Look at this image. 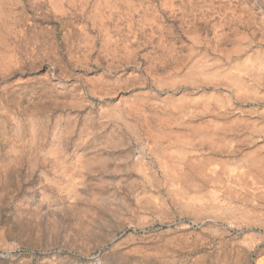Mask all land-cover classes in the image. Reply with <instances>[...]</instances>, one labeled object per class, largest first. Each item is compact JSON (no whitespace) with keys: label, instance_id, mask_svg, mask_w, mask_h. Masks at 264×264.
<instances>
[{"label":"rangeland","instance_id":"rangeland-1","mask_svg":"<svg viewBox=\"0 0 264 264\" xmlns=\"http://www.w3.org/2000/svg\"><path fill=\"white\" fill-rule=\"evenodd\" d=\"M0 264H264V0H0Z\"/></svg>","mask_w":264,"mask_h":264}]
</instances>
